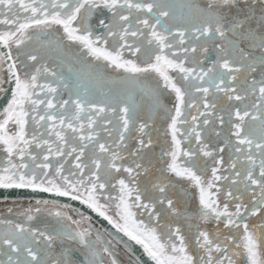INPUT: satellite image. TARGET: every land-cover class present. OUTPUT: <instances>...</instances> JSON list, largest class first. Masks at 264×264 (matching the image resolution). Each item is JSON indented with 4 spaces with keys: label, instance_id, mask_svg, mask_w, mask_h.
<instances>
[{
    "label": "snow or ice",
    "instance_id": "snow-or-ice-1",
    "mask_svg": "<svg viewBox=\"0 0 264 264\" xmlns=\"http://www.w3.org/2000/svg\"><path fill=\"white\" fill-rule=\"evenodd\" d=\"M0 49V190L78 201L153 264H264V0H0ZM109 68L147 115L133 92L91 98ZM17 216L0 264H122L121 244L144 264L72 203Z\"/></svg>",
    "mask_w": 264,
    "mask_h": 264
},
{
    "label": "flooded vegetation",
    "instance_id": "flooded-vegetation-1",
    "mask_svg": "<svg viewBox=\"0 0 264 264\" xmlns=\"http://www.w3.org/2000/svg\"><path fill=\"white\" fill-rule=\"evenodd\" d=\"M171 3H173L177 9V11L180 10V5L183 4L181 2V0H170ZM189 2V1H188ZM192 3L195 4H200L203 5L204 0H192ZM46 43V40L44 37H40V43L37 44H33L31 45L32 48H41L43 44ZM74 51V50H73ZM142 59L144 58L143 56L141 57ZM49 66H51V64H49ZM105 76L107 78V80L102 83L99 86H93V94L91 96L92 99L94 100H101L104 99L105 96L103 95V93H107L109 89H111L113 94H117V93H125V92H133L134 94V98L136 100V102L139 105V111L141 112L142 115H147L149 112V109L152 107L153 104V100L150 96L142 93L139 89H135L134 86L131 83H128L125 78H124V73L121 70H114L112 68H109L106 72H105ZM147 83H149L150 85H152L153 87L155 86V80H149L147 81ZM113 88V89H112ZM58 91L60 92V96L58 99L60 100H66L69 98V92L66 89L60 88L58 89ZM76 97L75 95L72 96V99L74 100ZM161 102L169 107H171L172 102H173V96L172 94L165 92L163 94H161ZM55 102V101H54ZM195 114V112H193V115ZM163 115V113H161V116ZM157 127H161V132H162V121H157ZM31 129V126H30ZM41 131H43L41 129ZM67 135H69V137H71V132H69ZM78 139V137H77ZM108 140L106 133L101 132V142H106ZM185 146L187 147V141L185 142ZM92 145H89V149H91ZM192 147L195 148V142H193ZM39 151V150H37ZM157 153L159 152V148L156 149ZM227 151V150H226ZM91 153L89 152L88 149H86V155H90ZM0 155L4 158V152L2 150H0ZM227 158V157H226ZM227 174V173H225ZM210 175V173H209ZM224 182H221V184H223ZM190 203V207L194 208L196 207L197 201L196 200H192L189 202ZM35 206V202H6V203H0V219H14L16 223H25L27 226V222L23 219L17 216L18 213L24 211L25 209H27L28 207H34ZM11 208L12 214L10 215L8 213V209ZM40 222H44L42 219H37L35 221L31 222L32 226H38V227H51L53 225H55L56 220H50L49 221V225L47 224H40ZM47 223V221H45ZM251 222H255V218H251ZM120 251V250H118ZM121 254V260H122V264H128V257L122 252L120 251ZM237 264H242V261L238 260Z\"/></svg>",
    "mask_w": 264,
    "mask_h": 264
},
{
    "label": "water",
    "instance_id": "water-1",
    "mask_svg": "<svg viewBox=\"0 0 264 264\" xmlns=\"http://www.w3.org/2000/svg\"><path fill=\"white\" fill-rule=\"evenodd\" d=\"M2 50V49H0ZM5 87H8L5 84ZM9 99L8 94H3L2 98H0V110H2L3 106L6 105ZM8 197L7 200L0 199V203L6 202H35L36 199H59L62 203H72L74 207L81 209L85 212L86 215H91L93 218V222L96 224V227L103 229H107L109 232L113 233L114 236L118 238H122L124 241H127L133 247V250L137 256L144 262V264H153L150 258L143 252V249L140 245L135 244L134 241H128V238L124 236L123 233H119L117 229H115L111 224L108 223L103 217H99L96 213L92 212V210L88 209L86 205L80 204L78 201H70L68 198L55 197L53 194L43 193L37 194L32 193L30 190H0V198ZM111 239V237H109ZM118 250L122 251L127 257L128 255L123 250V244H121Z\"/></svg>",
    "mask_w": 264,
    "mask_h": 264
},
{
    "label": "rangeland",
    "instance_id": "rangeland-1",
    "mask_svg": "<svg viewBox=\"0 0 264 264\" xmlns=\"http://www.w3.org/2000/svg\"><path fill=\"white\" fill-rule=\"evenodd\" d=\"M189 0H181V2L184 4V3H187ZM192 1V0H191ZM113 89V88H112ZM31 130V129H30ZM3 157L0 155V159H2ZM39 162V161H38ZM38 219H42L44 222V224H47V225H49V221L50 220H55V218L54 217H51V216H48L46 213L45 214H42ZM45 221H47V223L45 222ZM43 223L42 222H40V224H42L43 225Z\"/></svg>",
    "mask_w": 264,
    "mask_h": 264
}]
</instances>
